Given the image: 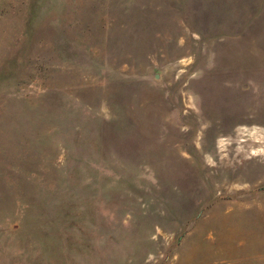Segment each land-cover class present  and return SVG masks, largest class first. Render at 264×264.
I'll return each mask as SVG.
<instances>
[{"label": "rangeland", "instance_id": "374dc122", "mask_svg": "<svg viewBox=\"0 0 264 264\" xmlns=\"http://www.w3.org/2000/svg\"><path fill=\"white\" fill-rule=\"evenodd\" d=\"M0 264H264V0H0Z\"/></svg>", "mask_w": 264, "mask_h": 264}]
</instances>
